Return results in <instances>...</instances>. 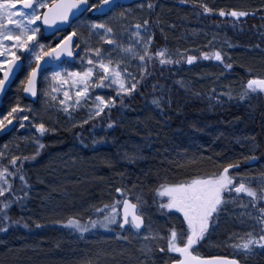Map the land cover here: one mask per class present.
<instances>
[{"label": "trees", "instance_id": "1", "mask_svg": "<svg viewBox=\"0 0 264 264\" xmlns=\"http://www.w3.org/2000/svg\"><path fill=\"white\" fill-rule=\"evenodd\" d=\"M152 2L153 9L146 6L144 15L151 24L153 51L166 47L176 53L179 47L193 48L209 41L214 49L224 42L238 50L254 49L264 53V6L259 4L263 2L261 0L242 3L246 6L243 11L249 15L238 20L220 16L219 11L204 13L202 6L191 0ZM142 3L147 4V0L137 4ZM180 4L184 5L180 7ZM84 18L93 20L89 13ZM230 69L234 77L246 80L241 68ZM149 71L151 75L142 81L143 86L132 96L125 97L124 106L118 102L110 115L106 111L87 123L46 133L41 138L45 147L35 159L24 162L31 185L30 189H25L28 196L23 205L13 204L9 212L13 219L21 222L7 232H0V264H166L169 261L157 251L147 256L136 254L130 248L119 251L114 239L109 237L121 233L118 227L115 231L98 229L81 235L56 221L39 219V216L55 213L38 214L34 181L37 175L47 176L39 163L52 153L56 155L57 151L73 148L80 154L78 159L95 167L90 175L93 181L89 179L82 184L84 189L72 198L79 209L85 204L100 206L106 203L104 198L109 194L120 197L115 192L117 187L134 188L158 202L161 198L155 190L160 184L177 182L198 172L211 173L228 162L239 161V174L251 179L252 186H259L260 173L264 172V93L241 103L215 92L185 90L179 85L173 64H156ZM22 72L4 97L0 116L16 97H21L17 89H22ZM98 89L107 96L116 95L111 90ZM154 98H159V106L153 103ZM110 121L115 122L111 127L108 126ZM125 143L128 144L125 146ZM28 153L23 154L30 156ZM126 153H136V156L129 159ZM14 187L21 188L19 180L15 181ZM17 194L22 195L19 191ZM243 205H249V198L241 193L235 203L229 201L226 207L237 212L240 218L246 212L256 214V209ZM64 210L56 212L60 215L59 220L79 215L86 221L92 208L86 215ZM25 222L29 224L28 228L23 227ZM242 225L248 230L251 221ZM198 251L204 256L239 255L233 247L224 248L212 242L210 233ZM254 252L256 258L249 264H264V249L256 248ZM118 253L122 254L118 256Z\"/></svg>", "mask_w": 264, "mask_h": 264}, {"label": "snow or ice", "instance_id": "2", "mask_svg": "<svg viewBox=\"0 0 264 264\" xmlns=\"http://www.w3.org/2000/svg\"><path fill=\"white\" fill-rule=\"evenodd\" d=\"M196 4L198 0H191ZM204 13L213 12V8L200 0ZM149 10L153 9L152 0H147ZM141 8L145 4L140 5ZM123 8L120 0H99V3L90 0H0V94L6 90L8 82L24 71L27 64V75L20 81L22 90L37 95V76L41 71H47L46 65L52 68H59L63 62L62 57H74V48H80V44L74 37L82 38L84 52L88 55L87 65L83 70L67 72L65 69L53 70L51 80L53 82L50 91L45 92L52 101H58L60 109L71 117V111L85 103L91 96V89L115 88V96L95 95L93 103L89 105L90 112L88 119L101 117L102 113L110 115L111 109L119 102L124 106L125 97L132 96L138 87H142V81L151 75L150 67L179 64L185 59L189 64L197 59V56L187 55L183 52L173 53L166 47L152 50L153 35L149 29V19L143 22H136L123 31H130L134 42L123 44L117 39L116 30L109 22L116 9ZM94 10V14L107 17L106 20H90L86 24L79 18ZM128 11L119 13V19L127 18ZM220 16H231L235 19L246 17L249 12L233 8L230 12L219 9ZM73 21H78L79 26L87 28V35L77 31ZM41 22V23H37ZM65 27H72V31L63 36L54 46L42 43L40 40L41 29L47 34H58L64 31ZM93 37H99L106 42L110 49L92 47ZM114 48L121 50L120 59L114 60L111 51ZM91 53H95L92 56ZM204 58H214L216 61H223L224 55L220 50H214L211 54L203 52ZM47 58V59H45ZM43 61V64L41 63ZM83 63V58L82 61ZM135 62L138 72L129 71V66ZM227 68H231L229 63ZM64 73V74H62ZM139 75V79H137ZM47 79V77H45ZM68 86V87H65ZM70 89H75L74 97ZM63 92V98L56 93ZM264 93V77L253 76L248 79L242 89L239 98L244 99L250 94ZM231 98V97H230ZM153 103L159 106V98H154ZM25 114V107L19 102L0 116V131H6L13 120L19 123L21 128L25 127L23 121H29L31 109ZM35 129L34 143L36 151L29 155L19 152L20 145H15L17 153L9 155L8 145L0 149V232H7L13 225H19V219H13L10 209L13 204L23 205L28 196L25 189H30L29 179L24 169V162L35 159L40 150L45 147L41 138L49 131H55L42 120L30 121ZM80 123H87V120ZM114 121H110L111 127ZM95 143V142H94ZM126 158L134 159L136 153L125 154ZM253 159H255L253 157ZM239 161L228 162L220 165L216 171L211 173L198 172L188 175L177 182L160 184L155 192L161 198L158 204L159 210L171 217L179 214V224L171 223L166 232L152 229L151 225H145L144 201L137 196L135 202L128 198V193L122 187H117L115 192L121 198L111 203H104L100 206H92V210L84 221L79 215L70 216L66 220H58L56 223L63 224L69 230L79 232L81 235L94 230L104 229L115 231L118 227L121 230H135L139 235L141 231H147L144 235L145 241H166V247L156 245L160 253H168V264H241L238 255H214L204 256L198 251V247L207 238L210 229L219 224L221 212L226 209L229 201L235 203L239 194L244 193L249 198L248 208L256 209V214L249 212L242 214L240 223L245 224L251 221V226L243 235L232 234L229 237L233 249L244 256L253 253L256 248L264 249V172L260 173L259 186H252L253 181L239 174ZM19 180L21 188L15 189L14 183ZM18 191L21 194H17ZM8 194L7 196L5 194ZM174 210V213L173 211ZM39 227V223L36 224ZM24 228L29 224L24 223ZM119 235V233H116ZM124 239H127L125 236ZM146 250L151 252V247L146 245ZM171 254H177L175 256Z\"/></svg>", "mask_w": 264, "mask_h": 264}, {"label": "rangeland", "instance_id": "3", "mask_svg": "<svg viewBox=\"0 0 264 264\" xmlns=\"http://www.w3.org/2000/svg\"><path fill=\"white\" fill-rule=\"evenodd\" d=\"M260 1V0H258ZM263 2L259 3L264 6ZM95 2L99 3V0H90V3ZM203 3H207L209 7L213 8L214 11H219V9L223 8L225 10H232L233 8L237 10H244L246 0H202ZM201 5L200 0L197 2ZM248 3V2H247ZM145 4V3H143ZM141 4H136L131 7H123L115 10L114 13H110L108 16L112 17L109 21L116 30L117 39L123 43L128 44L130 42H134L135 38L131 37L130 31H123L124 28L128 26H133L136 22H143L146 19L144 15V11H146V4L144 8L140 7ZM184 4H180L182 7ZM259 6V5H258ZM186 7V6H184ZM124 10L128 11L127 18L124 20L119 19V13ZM89 13V12H88ZM85 16V15H84ZM81 17L79 20L83 23H87L89 18ZM242 18V17H241ZM107 17H103L100 19L93 20H106ZM39 23V22H37ZM73 26L77 27V31L87 35V28L79 26V22L75 21ZM72 31V27H70L66 32L60 33L61 36L67 35ZM150 32V31H149ZM40 40L42 43L51 44L54 42V36L49 38H44L42 36V32L40 35ZM77 43L80 44L79 52L74 61L72 63L64 62L59 65V68H50L47 71H44L41 74L39 87H38V99L35 103L27 102L22 97H16L12 104L5 108L1 112V116L6 114V112L11 108V106L17 102H19L22 106L25 107V114H28V109H31V115L29 121H23L25 127L21 128L19 123L16 120V126L13 129L12 133L8 135V137L0 143V149L3 148L5 144L8 145L9 155L13 153H17V149L15 145L19 144V152L32 154L36 151V146L34 143L35 129L34 126L30 123L33 119L36 122L43 121L50 128H55V131H49L47 133L52 134L59 130H67L70 127L81 124L80 122L89 120L88 115L90 112V107L93 103V99L95 95H104L107 97L105 93H101L98 87H94L91 89V96L93 99H89L86 103L84 101L81 102V105L75 110L71 111V117L63 112L58 104V101H52L49 96H46L44 93L50 91L51 86L53 84L51 80V72L53 70L65 69L67 72L83 70V68L87 65V58L89 54L84 52V42L82 38L76 37ZM210 42L207 41L198 47L193 48H185L179 47L177 52H183L185 57L187 55L197 56V59L189 64L185 59L181 60L179 64H173L175 67V73L179 76V85H181L185 90L194 93L201 92H215L220 95H224L227 98L237 100L241 103L248 100L251 96L257 94H250L244 99H240L239 95L242 89L245 87L248 79L253 76L264 77V53L259 52L254 49L249 50H238L227 43H221L217 49L210 47ZM55 43L53 44V46ZM92 47H101L102 49H110L106 42L100 40L99 37H93L91 41ZM182 50V51H181ZM214 50L222 51L224 55L223 61H216L214 58L212 60L210 58H204L201 54L203 52H209L210 54ZM92 56H95V53H91ZM111 55L114 60L120 59L122 56L121 50L119 48H114L111 51ZM83 58V63L81 62ZM231 64L232 67L237 66L242 69L244 72L246 80H242L241 78L234 77L230 71V68H227V64ZM231 67V68H232ZM28 68L24 69L22 72V79L26 77ZM129 71L136 73L138 72V68L135 62H133L129 66ZM64 74V73H62ZM139 75H137L138 78ZM47 77V79H45ZM68 87V86H65ZM106 90H111L115 92V88H105ZM17 89V92H21ZM73 97L75 94V89H70ZM263 95V93H258ZM59 98H63V92L56 93ZM17 96V93H16ZM128 143H125V146ZM121 145V144H120ZM123 150V148L121 147ZM120 149V150H121ZM41 151V150H40ZM80 152V151H79ZM64 153V154H62ZM53 154V153H52ZM50 154L46 156L42 162L39 163V166H42L44 175L46 173L47 176L39 177L38 175L35 178V183L33 185L35 190V206L39 215H43V213H55L51 215L39 216V219H45L47 221H58L60 215H56V212L59 211H67L66 213L74 212L78 214V212L82 213V215H86L87 212L92 208V205H82L80 209L77 205H75L72 201V198L77 196L79 192H81L84 187L81 188L82 184L91 180V172L94 170V166L88 164V161H84L82 158L78 159V152L75 149L65 150V151H57L56 155ZM93 180H91L92 182ZM76 189H78L76 191ZM33 190V191H34ZM126 192L129 194L128 198L133 199L135 202V198L137 196L141 197V199L145 202L143 205L144 208V217H145V225H151L152 229L159 230L161 232H166L167 227L170 226L171 223L179 224V220L177 217L179 214H174L171 217L162 213L159 208L158 202L152 201L149 199L144 193L136 191V189L131 188L127 189ZM121 197H114L113 194L107 195L104 198L106 203H111L113 200ZM30 208V207H29ZM29 212L32 211V208L29 209ZM174 213V210H172ZM241 218L238 213L235 211H231L228 207L221 212L219 218V224L215 228L210 230V240L217 245H220L224 248H232L231 241L229 240L230 235L232 234H240L243 235L244 232L247 231L245 227L240 223ZM51 221V222H52ZM121 230L119 235L110 234L109 237L114 239L115 244L119 247V251L124 252L125 249L130 248L135 250L140 255L147 256L149 253L153 251H157L158 254L169 258L168 253H160L156 245H161L166 247V241L157 240V241H145L144 235L145 231H141L139 235L136 234L135 230ZM127 239H124V237ZM146 245L151 247L152 251L149 252L146 250ZM122 253H118L120 256ZM173 256L177 254H171ZM241 260V264H249L253 262L256 258V252H253L247 256L242 254L238 255ZM168 264V262L166 263Z\"/></svg>", "mask_w": 264, "mask_h": 264}, {"label": "water", "instance_id": "4", "mask_svg": "<svg viewBox=\"0 0 264 264\" xmlns=\"http://www.w3.org/2000/svg\"><path fill=\"white\" fill-rule=\"evenodd\" d=\"M121 4L123 5V7H130V6H133L135 4H137L139 2V0H120ZM88 13V12H87ZM86 14V13H85ZM85 14H83L82 16H84ZM89 14L91 15L92 19H100V18H103L101 16H97L94 14V10L89 12ZM110 14V13H109ZM108 14V15H109ZM81 16V17H82ZM80 17V18H81ZM79 18V19H80ZM75 21H73L74 23ZM41 23V22H39ZM70 27H65L64 31L60 32V33H63V32H66ZM41 32H42V36L44 38H49V37H53L54 36V42L55 43H58L60 39L63 38V36L60 35V33L58 34H47V33H44V30L43 28L41 29ZM74 40H76V37L73 38ZM79 52V48H74V53H78ZM77 55H74V57H62V60H64L65 62H68V63H72L75 59ZM47 59V58H45ZM43 64V61L41 62ZM64 63V62H63ZM62 64V63H61ZM48 69H50L51 67L49 66H45ZM44 71H41L38 76H37V95L36 96H32L30 93H25L21 92V97L22 99H24L25 101L27 102H31V103H34L36 102L37 98H38V87H39V81H40V77H41V74L43 73ZM21 72H19L18 75H16L15 77H13L7 84V87H6V90L3 94H0V109L2 107V104H3V100H4V97L6 96L7 92L11 89V87L15 84L16 80L18 79L19 75H20ZM2 75V74H1ZM15 121H13L12 125H8L7 126V130L6 131H0V140L3 139L4 137L8 136L12 131L13 129L15 128ZM126 228V226H125Z\"/></svg>", "mask_w": 264, "mask_h": 264}]
</instances>
